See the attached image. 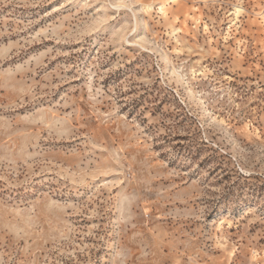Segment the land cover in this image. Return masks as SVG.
<instances>
[{
    "label": "rangeland",
    "instance_id": "374dc122",
    "mask_svg": "<svg viewBox=\"0 0 264 264\" xmlns=\"http://www.w3.org/2000/svg\"><path fill=\"white\" fill-rule=\"evenodd\" d=\"M0 264H264V0H0Z\"/></svg>",
    "mask_w": 264,
    "mask_h": 264
}]
</instances>
